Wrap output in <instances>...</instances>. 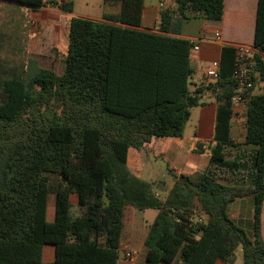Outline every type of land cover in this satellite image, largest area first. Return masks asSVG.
I'll use <instances>...</instances> for the list:
<instances>
[{"label":"trees","instance_id":"16d2710c","mask_svg":"<svg viewBox=\"0 0 264 264\" xmlns=\"http://www.w3.org/2000/svg\"><path fill=\"white\" fill-rule=\"evenodd\" d=\"M173 2L160 11L153 32L141 27L145 0H103V21L70 19L62 74L36 66L2 80L0 264H43L45 244L55 246L52 264H117L128 206L157 211L144 240L143 264H235L239 249L243 264H264V93L246 92L245 139L235 144L236 49L223 48L218 79L191 90L193 42L170 34L175 19L221 20L224 0ZM60 8L72 12L73 2ZM254 46V72L264 81V0ZM203 89L217 103L208 167L174 174L161 199L154 183L130 170L129 151L154 137L181 138L191 110L203 105ZM197 147L200 154L207 150L200 142ZM228 155L234 159L228 161ZM51 174L58 177L53 189ZM50 193L53 222L46 218ZM248 196L251 233L229 212ZM195 204L206 221H193Z\"/></svg>","mask_w":264,"mask_h":264},{"label":"rangeland","instance_id":"374dc122","mask_svg":"<svg viewBox=\"0 0 264 264\" xmlns=\"http://www.w3.org/2000/svg\"><path fill=\"white\" fill-rule=\"evenodd\" d=\"M75 17L101 18L103 16V0H73ZM69 18V17H68ZM70 19V18H69ZM29 12L26 8L14 4L10 1L0 0V84L3 79L12 77L13 74L32 73L38 66L43 69H50L57 74H62L64 70L63 58L66 56L68 48V38H62L58 42V50L50 49L41 52L32 50L33 42L29 40L30 33ZM52 35L48 36L51 41ZM54 39H52L53 41ZM46 47V46H45ZM204 107H194L191 110V118L186 122L183 135L179 139L154 137L151 143L138 150V153L130 157V169L140 178L154 183L156 195L163 199L174 184V174H197L204 172L208 167L209 150L208 144L214 134L215 126V103ZM217 106V103H216ZM234 124L237 132H233V141L237 145H242L245 139L246 119L245 110L235 118ZM207 140L203 143L207 150L200 154L196 140ZM209 140V141H208ZM199 143V142H198ZM205 143V144H204ZM177 144L182 147L179 153L173 154V146ZM137 150H130L129 155ZM173 154V155H172ZM234 159V155H228L227 160ZM164 177V180L162 181ZM56 175H49L51 189L57 183ZM227 182V181H226ZM239 183L248 184L246 181ZM233 183V181L231 182ZM55 204V195L50 193L48 205ZM230 216L248 233L253 227V199L244 197L237 199L230 207ZM157 215L155 209L138 210L128 206L124 213V223L127 232L130 231L131 240L125 241V247L119 250V259L125 264H143L145 261L146 247L144 237L148 232L149 225ZM193 221L204 220L207 217L198 209V204L194 206ZM262 236L264 240V207L261 215ZM140 236H139V235ZM137 237V238H136ZM142 247V248H141ZM126 252L132 257L125 256ZM235 264H243L242 250L237 251Z\"/></svg>","mask_w":264,"mask_h":264},{"label":"crops","instance_id":"0c3cea01","mask_svg":"<svg viewBox=\"0 0 264 264\" xmlns=\"http://www.w3.org/2000/svg\"><path fill=\"white\" fill-rule=\"evenodd\" d=\"M45 0V3L41 7H33L29 5H22L13 2L23 8H26L29 12V20L35 21L36 24L30 23L29 40L33 42L32 50L35 52H41L43 50L57 49L58 42L62 37L63 39L68 38L69 35V21L71 18L77 16L73 11L66 12L60 8V4L63 2H70L73 0ZM224 14L221 20H210L200 16H189L186 18L175 19L171 26V35L178 36L180 38L187 39L193 42V49L191 54V64L194 69V74L190 79V89L195 90L196 88H205L211 82V80L205 75V69L210 65L212 61H219L221 63L222 51L224 47H247L254 54L257 52L254 46L255 31L257 26L258 8L260 0H224ZM145 7L142 14L141 27L146 30L156 32L159 29L160 21V9L158 7V0H145ZM173 0H167L166 7L173 6ZM70 19H69V18ZM82 18V17H80ZM97 21H103V18H91ZM215 33L221 34V42L215 43L213 35ZM52 35L51 41L48 36ZM60 35H62L60 37ZM52 39H54L52 41ZM46 46V47H45ZM194 47L198 49L195 50ZM255 83L251 88V94H263L264 93V81L259 79L258 72H254ZM201 101L203 105L198 107L209 106L213 104L211 102L214 96L208 89H203L201 93ZM215 103V113H216ZM192 115V113H191ZM235 118H232L231 134L237 132V126L234 124ZM246 133V132H245ZM202 137V136H200ZM213 138V136H212ZM212 138H207L212 140ZM179 139V138H171ZM207 140L199 139L198 142H204ZM209 141V140H208ZM151 143V142H150ZM147 145V144H146ZM145 145V146H146ZM144 146V147H145ZM173 146V154L179 153L182 147L177 144H171ZM143 147V148H144ZM136 150V149H131ZM130 152V151H129ZM175 152V153H174ZM138 153L133 151L128 155V166L130 164V157L132 154ZM172 154V155H173ZM130 168V167H129ZM131 170V169H130ZM132 171V170H131ZM133 172V171H132ZM134 173V172H133ZM72 204L75 205L78 202L76 195L71 197ZM54 204V203H53ZM76 208H73L75 211ZM46 218L48 222H53L55 219V204L48 205L47 203V214ZM124 222V221H123ZM129 232L125 229V223L123 226V232L121 237L120 249L125 247V241L131 240L132 236L129 237ZM139 235V234H138ZM147 235V234H146ZM140 236V235H139ZM137 238V237H136ZM146 236L144 237L145 240ZM144 244V243H143ZM144 245H142L143 247ZM141 247V248H142ZM127 253V252H126ZM132 257V256H131ZM55 260V246L51 244H45L42 249V263L52 264ZM117 264L121 263L118 258ZM217 264H222L218 261Z\"/></svg>","mask_w":264,"mask_h":264},{"label":"built area","instance_id":"2783aa9c","mask_svg":"<svg viewBox=\"0 0 264 264\" xmlns=\"http://www.w3.org/2000/svg\"><path fill=\"white\" fill-rule=\"evenodd\" d=\"M167 0H158V7L160 10L166 7ZM33 25L36 24L32 21ZM215 43L221 42V34L215 33L213 35ZM197 50V47H194ZM254 53L247 47H237L236 48V60L235 67L233 71V78L237 83L236 92L232 98V105L234 110V117H238L242 110L246 111V105L248 102V97L246 92L253 86V76H254ZM220 73V62L212 61L208 67L205 69V75L214 81L219 78ZM126 257L131 258V253L127 252Z\"/></svg>","mask_w":264,"mask_h":264},{"label":"water","instance_id":"95a60500","mask_svg":"<svg viewBox=\"0 0 264 264\" xmlns=\"http://www.w3.org/2000/svg\"><path fill=\"white\" fill-rule=\"evenodd\" d=\"M5 1H10V0H5ZM10 2H14V1H10ZM15 3L22 4V5H27V4H23V3H20V2H15ZM163 180H164V177H163L162 181Z\"/></svg>","mask_w":264,"mask_h":264}]
</instances>
